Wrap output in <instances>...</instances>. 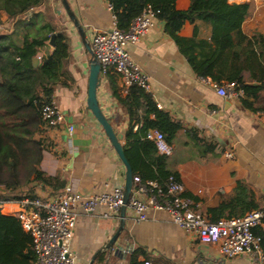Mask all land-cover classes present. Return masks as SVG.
I'll return each instance as SVG.
<instances>
[{
    "label": "crops",
    "instance_id": "1",
    "mask_svg": "<svg viewBox=\"0 0 264 264\" xmlns=\"http://www.w3.org/2000/svg\"><path fill=\"white\" fill-rule=\"evenodd\" d=\"M65 1L83 26L88 41L94 31L112 27L114 16L106 0ZM246 3L250 4L251 12L242 23V32L248 36L264 33V0ZM189 5V0H175L177 10H187ZM41 9L71 41L68 71L74 83L70 88L54 90L53 97L65 117V124L47 130L52 145L43 152L40 167L48 175L60 174L66 185H73L85 195L123 186L125 169L103 129L86 110L91 56L66 14L62 0H45ZM12 24L0 13V36L11 33ZM177 35L209 40L211 28L200 20L185 22ZM44 52L41 50L40 55ZM128 52L149 77L150 93L157 107L175 121L182 122L184 127L195 129L200 145L215 146L214 152L200 157L195 144L185 133H177L171 145L173 153L167 156V168L178 174L185 195L198 203L208 217V209L234 197L238 182L251 192L255 203H264V126L258 116L259 111L264 112V89L253 106L255 111L243 107L238 99L228 100L217 95L209 79L194 74L165 31L164 21L158 18L136 44L128 47ZM243 75L247 80V73ZM117 85L124 96L126 88L119 75ZM97 102L113 129L122 134L123 147L129 118L105 80L97 91ZM69 125L73 127L71 133ZM136 128L137 125L134 130ZM229 151L233 156L226 158L224 155ZM36 193L39 197L52 194L40 186H36ZM15 210V205H8L2 214L13 215ZM76 212L70 244L75 264H89L93 257L92 264H139L144 260L151 264H255L246 254L225 259L217 245L200 243L193 234L174 224L166 212L154 210L148 211L147 220L139 223L133 221L132 211L126 210L124 230L120 234L125 246L120 254L109 255L102 248L119 226V212L117 218L104 217L103 207H97L90 214L77 207ZM245 212V207H233L225 214L241 217ZM260 227L264 229V223Z\"/></svg>",
    "mask_w": 264,
    "mask_h": 264
},
{
    "label": "trees",
    "instance_id": "2",
    "mask_svg": "<svg viewBox=\"0 0 264 264\" xmlns=\"http://www.w3.org/2000/svg\"><path fill=\"white\" fill-rule=\"evenodd\" d=\"M44 1L0 0V13L13 23L12 32L0 36V200L3 201L35 199L39 197L36 186L55 193L66 185L60 174L48 175L40 167L43 152L52 145L47 137V130L52 127L43 121L41 107L51 102L55 88H70L74 83L68 71L71 41L41 9ZM106 1L120 30H127L146 7L159 10L157 18L164 21L165 31L194 74L216 84L235 82L237 89L243 91V97L238 99L240 104L256 110L253 106L264 89V33L248 36L242 32V23L250 16V4L189 0L187 10H177L175 0ZM195 20L209 24V40L177 35L185 22ZM53 34L54 49L49 52L47 42ZM41 50H45L43 55H40ZM37 56H40V64L34 66L33 59ZM244 73L248 75L247 80ZM117 76L110 71L105 81L129 118L123 150L133 177L160 185L171 175L180 179L167 168V156L160 154L155 144L146 139L149 130L163 133L170 145L175 142L177 133L183 131L195 144L200 157L214 152L215 146L200 145L195 129L184 127L182 122L159 109L150 92L132 85L124 88L123 96ZM259 206L260 202L255 203L251 192L238 182L234 197L208 209L207 213L210 220L215 221L232 218L225 212L233 207H245V215ZM253 232L261 237L264 252V229L256 227ZM34 261L31 236L15 216L0 211V264H33Z\"/></svg>",
    "mask_w": 264,
    "mask_h": 264
},
{
    "label": "built area",
    "instance_id": "3",
    "mask_svg": "<svg viewBox=\"0 0 264 264\" xmlns=\"http://www.w3.org/2000/svg\"><path fill=\"white\" fill-rule=\"evenodd\" d=\"M252 1L256 0H227L228 3ZM158 14L159 10L148 6L127 30L118 29L114 18L109 30L94 31L90 35L89 45L104 79L108 72L113 71L120 76L125 88L135 85L150 92L149 77L130 57L128 47L136 44L153 27ZM37 58L40 60V56ZM212 87L217 95L228 100L243 97V91L237 89L235 82H212ZM40 112L49 127L56 128L65 124V117L54 97L50 103L41 107ZM258 116L264 126V112L259 111ZM68 131H73L71 125L68 126ZM146 139L155 144L160 154L172 155V147L160 131L149 130ZM224 156L231 158L233 153L229 151ZM122 198L123 186H116L99 194L85 195L73 185L67 184L48 196L15 202L0 200V211H4L8 205L16 206L12 214L32 238L35 254L33 264H75L70 244L77 220V207H81L87 214L97 207H103L104 217L117 218ZM127 210L132 211V219L137 223L146 221L150 210L166 212L174 224L184 232L193 234L200 243L217 245L220 255L225 259L246 254L255 264H264L262 239L253 232L254 228L264 223V203L244 216L211 221L202 213L198 203L184 195L181 180L171 175L163 185L155 181L142 182L139 177H133ZM139 264L151 262L144 260Z\"/></svg>",
    "mask_w": 264,
    "mask_h": 264
},
{
    "label": "water",
    "instance_id": "4",
    "mask_svg": "<svg viewBox=\"0 0 264 264\" xmlns=\"http://www.w3.org/2000/svg\"><path fill=\"white\" fill-rule=\"evenodd\" d=\"M62 1L66 14L68 15L70 21L73 23V26L78 31L87 52L91 56V60L89 62L88 79H87L86 110L93 115V117L96 119L98 124L103 129L119 161L122 163L125 169L122 205L119 210V226L115 231V233L108 239L107 243L102 248V251L105 253H109V255L110 254L118 255L120 254L122 247L125 246L124 245L125 243H123V241L120 240V234L124 230L127 205L130 201L131 193H132V186H133L132 169L125 157L124 150L121 144V140L123 138L122 134L118 133L113 129L107 118L100 110L97 102V91L101 83L105 80L100 73V65L93 55V52L89 45V41L86 38V33L83 26L80 24L74 13L71 11L68 3L65 0ZM54 37L55 35L53 34L49 39V41L47 42L49 52H52L54 49ZM39 64H40V60L37 57L34 58L33 65L38 66ZM94 258L95 257H93L92 261L89 264H92Z\"/></svg>",
    "mask_w": 264,
    "mask_h": 264
},
{
    "label": "rangeland",
    "instance_id": "5",
    "mask_svg": "<svg viewBox=\"0 0 264 264\" xmlns=\"http://www.w3.org/2000/svg\"><path fill=\"white\" fill-rule=\"evenodd\" d=\"M263 105H264V103H263ZM0 193H2V188L0 187Z\"/></svg>",
    "mask_w": 264,
    "mask_h": 264
}]
</instances>
